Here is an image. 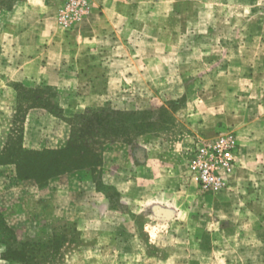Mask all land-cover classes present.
<instances>
[{
  "label": "rangeland",
  "instance_id": "374dc122",
  "mask_svg": "<svg viewBox=\"0 0 264 264\" xmlns=\"http://www.w3.org/2000/svg\"><path fill=\"white\" fill-rule=\"evenodd\" d=\"M19 1L0 10V264H264V0H92L69 29L47 0L23 51L5 39ZM93 18L118 33L99 52ZM101 108L151 126L103 138L96 168L19 177L22 148H65L74 118ZM227 130L234 175L203 191L192 149Z\"/></svg>",
  "mask_w": 264,
  "mask_h": 264
},
{
  "label": "trees",
  "instance_id": "16d2710c",
  "mask_svg": "<svg viewBox=\"0 0 264 264\" xmlns=\"http://www.w3.org/2000/svg\"><path fill=\"white\" fill-rule=\"evenodd\" d=\"M3 8L4 0H0V10ZM149 113L110 108L87 110L72 121L71 139L65 148L43 151L22 148L19 157L11 163L16 164L21 179H32L38 184L74 171L96 168L102 161L103 138L112 141L134 133L143 135L151 126L146 121Z\"/></svg>",
  "mask_w": 264,
  "mask_h": 264
},
{
  "label": "built area",
  "instance_id": "2783aa9c",
  "mask_svg": "<svg viewBox=\"0 0 264 264\" xmlns=\"http://www.w3.org/2000/svg\"><path fill=\"white\" fill-rule=\"evenodd\" d=\"M92 0H63L60 24L69 29L89 12ZM238 143L233 131L202 140L192 149L189 161L191 179L203 191H220L232 179L237 163Z\"/></svg>",
  "mask_w": 264,
  "mask_h": 264
},
{
  "label": "crops",
  "instance_id": "0c3cea01",
  "mask_svg": "<svg viewBox=\"0 0 264 264\" xmlns=\"http://www.w3.org/2000/svg\"><path fill=\"white\" fill-rule=\"evenodd\" d=\"M113 1H115V0H113ZM113 1H111L110 4H112ZM35 4H38L37 6H39V9H40L39 12H44L45 7L46 8L50 7L48 5L47 0H20L18 2V4L16 5V7L14 8V10L9 14V16L7 18V23H6L7 27L5 29V33H6L5 39L10 41L9 38L14 35V37L18 40V41L16 40V42H17L16 49H20L21 51H23V49L28 46L27 38H31L32 28L26 26L25 20H26L28 13H31L32 9H34V7L36 6ZM95 13L93 14V17H96ZM105 14H106V12H105ZM97 20H98L97 18L91 19V22L88 23L87 26L83 29V34L85 36H88V37H86V39L89 40L90 47L95 52H99V51H102V49H104L103 44H105V38L106 37L109 39L108 41H110V46H111V45H113L111 41L115 42L113 37L118 36V33L115 30H114V32L112 31L111 37L109 35L106 36L105 34L100 32L98 24H96ZM115 33H116V35H115ZM20 42H21V44H20ZM112 48H114V49H112V51H114L115 45ZM21 51H20V53H21ZM107 59H108L107 57L101 55L100 62L102 64H105L106 63L105 61ZM20 61H21V58L18 57L16 59H14V61H10V62H12L13 64H18V62H20ZM14 69H16V74H18V75L22 72V69H17V67Z\"/></svg>",
  "mask_w": 264,
  "mask_h": 264
}]
</instances>
